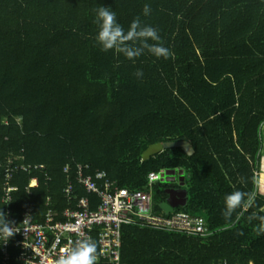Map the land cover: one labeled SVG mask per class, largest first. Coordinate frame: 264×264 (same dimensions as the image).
<instances>
[{
	"label": "trees",
	"instance_id": "obj_1",
	"mask_svg": "<svg viewBox=\"0 0 264 264\" xmlns=\"http://www.w3.org/2000/svg\"><path fill=\"white\" fill-rule=\"evenodd\" d=\"M99 6L115 11L125 30L136 17L157 28L175 58L146 52L129 61L102 51ZM263 121L264 0H0V210L15 222L28 211L43 223L81 195L95 207L97 195L75 180L76 166L87 164L118 187L149 190L152 212L164 216L172 212L161 206L168 189L184 188L186 204L173 210L201 216L209 230L125 224L119 264H264L261 221L247 219L255 209L238 220L234 213L235 227L222 215L235 190H256L264 206ZM180 139L191 154L157 148ZM172 169L174 179L148 182L150 171ZM32 177L38 185L30 189ZM68 182L71 194L62 191ZM13 237L6 262L24 264Z\"/></svg>",
	"mask_w": 264,
	"mask_h": 264
},
{
	"label": "built area",
	"instance_id": "obj_2",
	"mask_svg": "<svg viewBox=\"0 0 264 264\" xmlns=\"http://www.w3.org/2000/svg\"><path fill=\"white\" fill-rule=\"evenodd\" d=\"M35 167L43 166L40 164ZM66 170L64 167V171ZM162 174L161 170L150 171L148 182L153 183ZM75 179L87 192L97 195L98 202L95 207H90L87 196H81L75 207H65L59 213L48 211L43 223L32 222L28 211H24L15 222L7 210V219L21 229L15 234L20 238L14 241L17 260L24 264H53L56 258L64 254V249L71 247L75 241L82 237H91L97 242L98 260L102 258L107 262L119 263L121 227L132 223L182 231L188 235L208 233L201 216L183 210L173 211L166 216L153 213L152 194L149 190L118 187L114 181L106 178L105 172L92 170L87 164L76 166ZM37 184V179L32 177L28 187ZM71 190L70 182L62 188L65 194H71ZM26 216L27 223H23ZM5 245L2 252L4 264H7L9 253Z\"/></svg>",
	"mask_w": 264,
	"mask_h": 264
},
{
	"label": "clouds",
	"instance_id": "obj_3",
	"mask_svg": "<svg viewBox=\"0 0 264 264\" xmlns=\"http://www.w3.org/2000/svg\"><path fill=\"white\" fill-rule=\"evenodd\" d=\"M95 11V21L98 27V31L95 35V41L102 51H114L118 55L122 54L129 61H135L137 58L141 57L146 52L156 58H163L165 60L175 58V53L168 47L164 46L162 37L159 34V30L157 28L152 27L151 25L144 24L141 21L140 17L134 18L130 23L128 29L125 30L124 27L117 22L115 11L111 10L109 7L99 6ZM142 11L143 15H149L151 13V5L146 3L143 6ZM150 41L152 43H150ZM135 75L138 78H142L143 72L141 70H137ZM174 170L175 172L177 171V169ZM166 171L161 170L163 174L162 177L159 178L160 180L162 178L170 179L167 173L171 170ZM76 183L79 184L77 180ZM37 185L31 186L29 188L31 189L32 187H37ZM181 189L182 188L180 187L168 189V194L180 196V198L177 197L178 201L183 198ZM71 193H73V188L71 190ZM257 196L258 192L256 190H235L225 195L224 211L222 212V215L225 221L229 222L230 227H235V224L232 223V217L234 213L236 214L238 220L240 217H243L245 213L249 212L250 209H255V211H252L251 214L247 217V219L249 221H261V224L257 227V232L258 234L264 233V215H261V213H264V206L257 205ZM173 209L174 208H172L168 212H173ZM6 216L7 214L0 210V240L3 241V244H6L9 238L13 237L16 233L21 230L16 227L17 225L13 221H9ZM27 217L28 216H26L25 219L22 221L23 223H27ZM148 226L152 227L150 225ZM237 234L241 235L242 233ZM97 261V242L94 241L91 237H82L75 241L71 247L64 249V254L56 258L53 261V264H97Z\"/></svg>",
	"mask_w": 264,
	"mask_h": 264
},
{
	"label": "water",
	"instance_id": "obj_4",
	"mask_svg": "<svg viewBox=\"0 0 264 264\" xmlns=\"http://www.w3.org/2000/svg\"><path fill=\"white\" fill-rule=\"evenodd\" d=\"M165 147H180L187 154H191L194 151L193 147L191 146L189 141L185 140V139L173 140V141H164L157 148L161 150V148H165ZM179 173H180V185H183L185 176L183 175L182 170H179ZM167 174L169 175V177L171 179H174L173 176L175 174V170L172 169L171 171H168ZM181 190H182L183 199H182V201L176 203L175 205H177V204L178 205H185L186 204V200H187L186 191L184 188H182ZM175 205L168 203V201L161 203V206L163 207L165 212L170 211Z\"/></svg>",
	"mask_w": 264,
	"mask_h": 264
},
{
	"label": "crops",
	"instance_id": "obj_5",
	"mask_svg": "<svg viewBox=\"0 0 264 264\" xmlns=\"http://www.w3.org/2000/svg\"><path fill=\"white\" fill-rule=\"evenodd\" d=\"M260 135H261V148H260V160H259V169H258V173L257 174H261V173H264V121L261 123V126H260ZM258 175V188L259 187H264V183H262V181L264 180L263 177H260ZM260 182L263 184L261 186H259ZM264 189V188H263ZM259 190L262 191V189L259 188ZM169 197H167V201L168 200H171V201H168V203H172V205L182 201L183 198H181L180 200L177 201V197L180 198V196H176V195H172V194H168ZM60 216V215H59ZM141 226V225H140ZM205 226L207 227L206 223H205ZM207 231L208 230V227H207ZM188 235V234H187ZM205 235V234H203ZM202 236V235H200Z\"/></svg>",
	"mask_w": 264,
	"mask_h": 264
},
{
	"label": "rangeland",
	"instance_id": "obj_6",
	"mask_svg": "<svg viewBox=\"0 0 264 264\" xmlns=\"http://www.w3.org/2000/svg\"><path fill=\"white\" fill-rule=\"evenodd\" d=\"M264 147V146H263ZM259 175V174H258ZM260 177H263V179H264V173H261L260 175H259ZM262 183H264V180L262 181ZM261 182H260V184H259V186H261V185H263ZM260 189H262V192H264V187H259Z\"/></svg>",
	"mask_w": 264,
	"mask_h": 264
},
{
	"label": "flooded vegetation",
	"instance_id": "obj_7",
	"mask_svg": "<svg viewBox=\"0 0 264 264\" xmlns=\"http://www.w3.org/2000/svg\"><path fill=\"white\" fill-rule=\"evenodd\" d=\"M178 190V189H177ZM177 192H179V191H177ZM175 193V192H174Z\"/></svg>",
	"mask_w": 264,
	"mask_h": 264
},
{
	"label": "bare ground",
	"instance_id": "obj_8",
	"mask_svg": "<svg viewBox=\"0 0 264 264\" xmlns=\"http://www.w3.org/2000/svg\"><path fill=\"white\" fill-rule=\"evenodd\" d=\"M160 151V150H159Z\"/></svg>",
	"mask_w": 264,
	"mask_h": 264
}]
</instances>
